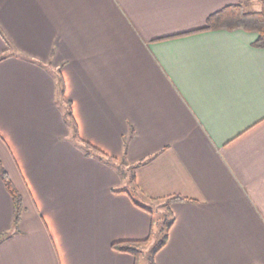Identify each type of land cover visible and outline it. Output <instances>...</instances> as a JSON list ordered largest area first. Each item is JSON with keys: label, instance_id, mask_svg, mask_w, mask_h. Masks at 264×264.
<instances>
[{"label": "crops", "instance_id": "0c3cea01", "mask_svg": "<svg viewBox=\"0 0 264 264\" xmlns=\"http://www.w3.org/2000/svg\"><path fill=\"white\" fill-rule=\"evenodd\" d=\"M241 1L263 8L0 0V161L25 205L0 264H136L112 244L150 233V212L114 191L126 177L71 138L57 69L80 136L145 161L139 201L192 198L171 204L175 221L156 264H264V46L255 31L203 28ZM13 216L0 174V232Z\"/></svg>", "mask_w": 264, "mask_h": 264}, {"label": "trees", "instance_id": "16d2710c", "mask_svg": "<svg viewBox=\"0 0 264 264\" xmlns=\"http://www.w3.org/2000/svg\"><path fill=\"white\" fill-rule=\"evenodd\" d=\"M258 1L263 5V8L260 10L247 9L244 1L227 4L211 13L207 18L206 25L203 28H242L245 30L255 31L257 33V38L255 39L254 44L257 46H264V0ZM53 72L57 79V88L59 93L58 102L62 105L64 110L65 121L71 127V138L86 155L98 157L100 160L113 166L121 174V176L126 177L128 180L126 185L121 189H114V191L128 192L135 204L146 209L151 214V229L147 238L141 240L116 241L112 244V247L115 250L133 254L136 259V264H141V257L144 253L145 246L153 243L152 249L146 257L148 264H156L155 255L166 244L169 230L175 221V216L171 210V204L176 201L192 200V198L174 193L165 197H151L149 202L143 203L139 201L136 197V194L139 193V187L136 185V169L145 161L143 160L136 163H129L126 152L121 158L114 157L83 139L80 136L78 124L73 115L72 101L68 99L65 94L66 86L62 71L61 69H57ZM0 174L12 197L14 206L13 228L8 231L0 232L1 244L6 238L10 237L15 232L20 231V222L23 217L25 205L21 192L1 161ZM153 203H157L159 209L153 206ZM153 240L155 241L153 242Z\"/></svg>", "mask_w": 264, "mask_h": 264}, {"label": "rangeland", "instance_id": "374dc122", "mask_svg": "<svg viewBox=\"0 0 264 264\" xmlns=\"http://www.w3.org/2000/svg\"><path fill=\"white\" fill-rule=\"evenodd\" d=\"M259 2V1H258ZM259 4H261L262 5V3H260L259 2ZM252 6L250 5V8H251ZM155 204V205H154ZM153 206H155L157 209H159V207H158V204L157 203H153ZM160 211V210H159ZM155 240H153V242H154ZM153 244V243H152ZM152 244L150 243V244H148L147 246H145V248H144V253L142 254V257H141V260H142V264H148V261H147V255H148V253H149V251L152 249Z\"/></svg>", "mask_w": 264, "mask_h": 264}]
</instances>
